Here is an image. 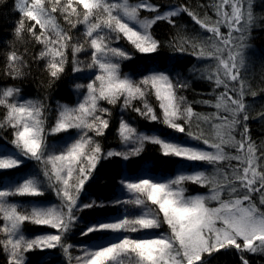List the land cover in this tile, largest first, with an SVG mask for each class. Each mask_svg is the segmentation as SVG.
<instances>
[{"label": "snow or ice", "instance_id": "6c2138e0", "mask_svg": "<svg viewBox=\"0 0 264 264\" xmlns=\"http://www.w3.org/2000/svg\"><path fill=\"white\" fill-rule=\"evenodd\" d=\"M253 4L254 0H213V20L183 5L161 12L160 5L150 0H16L20 19L15 40L27 36L40 46L33 59L44 62L53 83L66 74L69 63L72 78L83 82L73 86L76 104L58 103L54 120L44 101L24 98L15 86L0 87V108L4 109L0 130L10 131L15 149L0 145V170H17L28 161L36 165L34 173L19 178L0 172V248L7 264H31L28 253L55 249L67 257V264L73 260L75 264H210L217 253L231 250L240 264H249L245 253H264V146L258 147L249 135L252 117L246 96L250 88L243 75L255 22ZM141 11L154 15L142 18ZM181 14L208 34L181 37L170 47L174 54L209 61L203 68L189 69L213 83V91L222 89L214 103L200 101L215 109L209 114L194 111L180 94L190 86L181 72L159 66L138 74L124 73L122 62L134 56L114 46L123 40L136 53L156 57L161 43L152 29L160 21L175 27L174 18ZM80 54L86 59H80ZM7 62L8 76L24 75L25 61L17 51L8 53ZM149 97L155 98L158 111ZM102 102L120 107L119 149L105 150L97 139L105 136L113 118ZM128 110L196 144L146 134L125 119L123 113ZM257 118L264 119V112ZM53 137L58 138L54 143L50 142ZM148 143L158 146L163 157L182 162L175 175L155 174L154 167L122 169L110 199L88 192L102 162H128L139 157ZM198 164L209 165L211 170L193 167ZM188 183L207 192L189 195ZM48 192L58 203L25 205L13 199L40 198ZM124 193L128 198H122ZM108 208L118 214L98 215L79 231L81 238L95 239L79 245L66 243L83 212ZM26 224L55 232L27 236ZM165 227L166 231H160ZM73 248L80 254L71 256ZM38 264H53V260L41 258Z\"/></svg>", "mask_w": 264, "mask_h": 264}, {"label": "trees", "instance_id": "16d2710c", "mask_svg": "<svg viewBox=\"0 0 264 264\" xmlns=\"http://www.w3.org/2000/svg\"><path fill=\"white\" fill-rule=\"evenodd\" d=\"M16 0H0V87L15 86L21 89V95L28 99H40L48 104L51 108L50 117L54 120L56 115L57 104H67L72 106L77 100V93L74 90L75 83H81L83 81L74 80L71 72V64L66 68V74L62 78L54 83L51 81L48 73L45 71L44 62L35 61L34 55H37L40 51L39 45H34L30 42V37H25L23 41H16L14 36V29L17 22L20 19V14L15 10ZM132 3L138 2V0H131ZM151 3L160 5V11L163 12L172 6H187L191 11L197 13L202 18L205 14L210 16L213 20L216 19L214 9L211 7L213 0H150ZM154 13L147 11H141V17H151ZM254 24L250 29V39L248 41L249 47L247 49V66L243 70L245 77V83L250 88L246 96V103L250 105L251 119L248 121L249 135L251 140L258 146H264V119H259L258 113L264 112V0H254L253 4ZM175 27L167 23L166 21L158 22L152 29V34L155 39L160 41L161 48L159 54L156 57H150L147 55H141L134 51V49L126 42L119 41L114 46H118L131 52L134 59L122 62V72L130 74H138L145 68H153L164 66L175 71L181 72L184 77L190 82V86L182 91L180 94L185 96L186 101L190 104L194 111L202 114H209L215 111L211 105H204L200 103L203 100H210L215 102V96L219 94L220 90L213 91L214 84L198 78V74L194 75L189 72L193 66L197 68L205 67L209 61H198L189 54H174L171 43L178 42L181 37H205L208 34L204 30L200 29L186 14H181L174 18ZM59 22L62 27H67L62 18H59ZM80 27V32L83 31V26ZM222 31L227 33L226 28H222ZM17 51L22 55L25 66L22 68L24 75L22 77L13 79L7 75L8 62L7 55L10 51ZM27 50V51H26ZM69 57L71 53L69 51ZM80 59H86L85 54H80ZM257 93L255 97L251 95V92ZM150 103L157 108L158 104L154 97H149ZM136 106H141L139 102H135ZM102 106L109 107L113 113L112 124L110 129L106 132L104 137H99L105 150L107 149H119L120 143L117 138L116 128L118 120L121 116L119 105L109 106L102 102ZM4 109L0 108V119L3 118ZM126 120L136 126L140 131L146 134H159L163 137H172L177 142L196 144L195 141H191L187 136L183 134L175 133L173 130L167 129L164 125L156 122H151L142 119L135 112L128 110L123 113ZM205 127L204 125H201ZM196 124L193 123V131H196ZM243 129H239L236 133L237 139L240 138L239 132ZM12 139L10 131L0 130V145H7L10 150H14V146L10 144ZM56 137L50 139V142L54 143ZM203 147V145H200ZM182 162L175 158H165L160 154L159 148L156 145L148 143L144 147V151L139 157H135L128 162H124L120 159H113L104 161L100 164L96 171V181L90 184L87 188L88 192L94 194L97 198L110 199L113 195V191L118 187V180L122 169H126L129 172L145 168H155L158 175H175L180 168ZM193 167L200 170H211V167L206 164H198ZM186 171H192V168L185 169ZM36 171V165L34 162L28 161L25 166H22L17 170H0L2 174L9 176H16L19 178L21 175L34 173ZM2 187V185H0ZM187 188V194H205L207 189L199 187L197 185L188 183L185 185ZM122 198H128V194H122ZM14 200L23 203L25 205L30 203H58L53 194L46 193L44 197L40 198H21L15 197ZM258 204V195L254 198ZM118 214L116 209L108 208L103 210H91L85 211L81 214L82 220L78 224L71 234V238L66 243L79 245L84 241L91 238H81L79 231L89 222H94L98 215H112L113 217ZM166 227L160 231H166ZM24 233L27 236L34 237L36 234H44L55 230L46 226H34L26 224L23 228ZM3 234H0L2 237ZM99 235V234H97ZM71 256L75 257L80 252L78 248L71 250ZM245 256L249 260V264H264V253H245ZM28 260L31 264H38L41 258L51 257L53 264H67V257L63 255L60 249L55 250H35L27 254ZM0 264H7V256L0 248ZM72 264H75L73 260ZM210 264H240V259L235 250L228 252L217 253L211 260Z\"/></svg>", "mask_w": 264, "mask_h": 264}, {"label": "rangeland", "instance_id": "374dc122", "mask_svg": "<svg viewBox=\"0 0 264 264\" xmlns=\"http://www.w3.org/2000/svg\"><path fill=\"white\" fill-rule=\"evenodd\" d=\"M78 99V98H77ZM76 102H77V100L75 101V103L72 105V106H74L75 104H76ZM10 151H13L14 152V150H10Z\"/></svg>", "mask_w": 264, "mask_h": 264}]
</instances>
